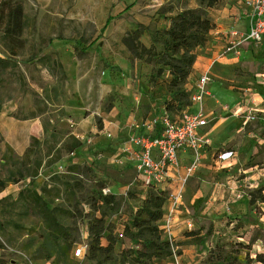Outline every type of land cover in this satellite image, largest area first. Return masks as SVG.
<instances>
[{"label":"rangeland","instance_id":"374dc122","mask_svg":"<svg viewBox=\"0 0 264 264\" xmlns=\"http://www.w3.org/2000/svg\"><path fill=\"white\" fill-rule=\"evenodd\" d=\"M131 1L0 0V59L5 61L0 71V110L14 108L12 115L15 118L37 119L44 131L42 139L31 144L28 158L9 153L7 163L0 167V178L6 182L2 191L5 195L0 194V264H50L34 258L35 247L45 233L38 213L20 197L23 192L36 190L41 196L47 195L51 207L61 210V223L74 224L78 229L77 246L87 245L88 237L83 238L84 227L88 223V216L95 210L93 202L99 194L103 195L99 188L101 182L111 193V186H120L114 192L117 210H107L108 216L119 223H126L135 214L146 194L139 182L134 181L135 172L125 171L124 168L114 170L104 159L96 162L93 171H87L83 165L90 161L75 163L67 158L68 148L73 144L71 138L82 140L75 136V129L89 117L88 113L76 116L67 110L78 106V98L85 100L89 96V88L96 74L101 75V70L107 69L92 67L94 62L83 59L88 54L81 47L96 49L105 29L113 21L110 15L114 13V7H127ZM146 1L135 0L133 5L137 7V14L149 12V16L151 10L157 13L170 8L176 12L196 8V0H157L155 4L162 5L146 11L142 10ZM231 1L219 0L208 11L210 19L213 21V16L220 14L223 8L230 7ZM18 6L22 13L21 30L17 34L12 31L13 34L5 37L7 25L11 28L14 23L8 18V12ZM59 42L74 45V55L83 63L79 68L82 78L77 76V80H71L67 76L54 46ZM250 51L253 50L250 48L248 53L242 55L235 67H227L224 72L216 74L212 92L220 106L227 108L225 112H230L233 107L236 110L240 108V111L235 110L240 116L246 108L264 106V78L256 79V75L264 74V50ZM225 115L222 113L219 117L226 120L228 117ZM243 115L253 119L249 122L246 119L248 124L243 126L240 133L242 151H239L240 161L232 173L238 179L246 177L242 174V168L258 166L257 169H264V143L258 145L264 142V131L253 133V140L244 138L249 131L254 132V128L259 127L261 114L252 111L251 115L248 112ZM94 122L98 125L100 121L95 118ZM227 128L228 125L224 123L219 132H225ZM95 152L91 148L88 157L92 158ZM26 170L28 174L19 176L21 171ZM28 178L31 183H27ZM258 188L242 186L239 196L233 199L234 205L229 203L227 209L215 210L214 223L204 221L203 232L211 230L212 235L203 246L197 247L203 248L199 250L205 253L197 254L193 260H182L179 256L183 253L176 248L180 255H174L167 264H202L216 244L225 248L226 253H232L239 263L255 264L256 254H264V203L253 206L249 203L250 194ZM204 193L200 206L207 205L211 197V191L206 189ZM94 214L100 216L98 210ZM191 219L197 222L196 218ZM77 246L70 252L69 259L60 264H88L84 259H73V250Z\"/></svg>","mask_w":264,"mask_h":264},{"label":"crops","instance_id":"0c3cea01","mask_svg":"<svg viewBox=\"0 0 264 264\" xmlns=\"http://www.w3.org/2000/svg\"><path fill=\"white\" fill-rule=\"evenodd\" d=\"M134 2L135 0H132L124 8L121 5L114 7V13L110 15L113 21L105 29L106 31L104 30V36L96 49L88 46L81 47V50L88 54L83 59L88 58V61L94 62L91 64L92 67L100 69L106 67L107 69L101 70V75L96 74L95 81L89 88L91 91L89 96L85 100L81 97L78 98L76 102L78 106L72 108L73 110H67L68 113H73L76 116H81L83 113L89 114V117L80 122L75 129V136L82 138L83 142H90L87 147L84 146L83 154L73 160L75 163H80L82 160L90 161L88 151L91 148L93 151L102 153L103 159L110 163L117 148L130 135L133 122L159 116L163 113V100L167 95L168 75L151 82L152 67L143 60L133 59L122 40L127 34L134 31L138 24L148 26L149 30L143 31L138 41L144 47L149 48L153 44V31L167 28L169 25L168 18L176 11L167 9L165 13L152 12L151 9L161 6L162 3L156 5L157 0H147L142 10H151L150 13L152 14L148 16L147 13L149 12H147L145 14L139 13V15L137 14L138 10L136 11L137 7L133 5ZM231 3L230 7L223 8L220 14L213 16L215 27L209 33L207 43L198 49L196 60L185 86L187 90L193 93L198 79L206 73L209 76L208 90L210 96L203 100L208 124L200 133L210 140V145L204 149L200 167L192 174L184 188L181 208H177L175 216L168 226L165 223V213L159 222L160 228L164 232V238L177 243H184L188 240L185 233L190 231V228L192 230L201 229L200 232L203 234L204 221H208L209 224L214 223L217 210L227 209L229 203L234 205L233 199L239 196L242 186H248V189L264 188V169H257L258 166L242 168V174L246 176L243 179H238L232 174L240 161L238 155H241L240 152L242 151L240 133L243 126L249 122H245L247 118L242 117V115L246 112L251 115L252 111L261 114L259 127H255L254 132L249 131L244 137L253 140V133L257 134L260 130L264 131V106L257 109L246 108L239 116V112H235L240 111V108L236 110L233 107L230 112H225L212 92L216 74L224 72L227 67H235L240 62L242 55L248 53L250 48L253 50L250 53L264 50V44L245 43L241 48L240 59L231 55L221 56L227 40L226 34L230 30H237L241 33L248 30V20L245 16L242 0H232ZM54 46L59 53L61 65L64 67L67 76L71 80H77V76L82 78L79 68L83 63L76 59L74 45L70 42H59ZM77 73L79 74L77 75ZM260 75L262 74L256 75L257 81L261 79ZM256 102L257 100L254 103ZM195 109L196 107L193 106L194 111ZM13 111L14 108L10 107L0 110V164L4 162L2 158L7 149L14 155L21 157L29 147L32 138L40 141L44 135L39 120L17 119L12 115ZM222 113L227 114L225 115L228 117L226 120L219 117ZM76 118L77 120L80 119V117ZM95 118L100 121L98 125L94 122ZM224 123L228 125L227 130L219 132ZM261 143L264 142H259L258 145ZM225 151H231L233 153L232 158L223 163L216 162L215 156ZM190 160L189 153L179 155V166L170 171V178L164 186L166 191L177 186V180L183 174V170ZM124 170L135 172L132 167H126ZM119 187L118 184H115L110 188L114 193L119 190ZM206 189L211 191V197L207 201V205L200 206L201 198ZM4 193L0 194L3 195ZM167 207L166 204L165 212ZM191 218H196L197 222ZM111 222L117 224L119 221L113 218ZM85 231L86 228L84 227L85 237L83 236V238L87 237ZM178 249L183 253L179 256L182 260H193L197 254L205 253L199 250L203 248L198 249L197 246L182 245ZM171 259L159 264H167Z\"/></svg>","mask_w":264,"mask_h":264},{"label":"trees","instance_id":"16d2710c","mask_svg":"<svg viewBox=\"0 0 264 264\" xmlns=\"http://www.w3.org/2000/svg\"><path fill=\"white\" fill-rule=\"evenodd\" d=\"M218 1L196 0V8H186L172 14L168 18L167 28L153 31V44L149 48L144 47L138 41L142 32L149 30L148 26L138 24L137 28L122 40L133 59L143 60L152 67L151 82L168 75L163 112L174 122H177L182 114L194 112L191 101L192 92L185 86L196 60L198 49L207 43L209 33L215 27L214 22L208 16V11L213 9ZM168 10L170 11L172 8ZM160 13H165V10H161ZM21 15L20 6L9 10L8 18L14 23L11 28L7 25L4 31L5 37L13 34L12 31L16 34L20 32ZM4 64L5 61L0 59V71ZM37 141L39 140L34 138L30 140V145L23 154L24 158H28L31 144ZM71 141L73 144L68 148V154L76 152L78 156L81 155L84 151V144L75 138H71ZM9 153L12 152L7 149L2 158L4 162L0 164V167L7 163ZM95 164L96 161L85 162L83 168L93 171ZM25 174H28L27 170L21 171L19 176ZM105 185L104 182H101L99 185L101 191L106 188ZM5 187L6 182L0 178V193ZM144 189L146 194L140 206L126 223L113 224L111 217L108 216L107 210L116 211L118 206L113 192L108 195L99 194L95 199L93 202L95 210L88 216V223L85 226L88 239L83 259L88 264H159L171 259L174 255H180V251L176 248L178 249L182 245L203 246L211 237V230L201 234V229H197L185 233L188 240L184 243L165 239L159 222L164 217L167 193L155 185H149ZM20 197L24 198L26 204L38 213L44 227L45 235L35 247V260H43L50 264L67 261L70 252L75 245L77 246L78 229L74 224L61 223V210L51 207V201L48 200L47 195L41 196L36 190H28L23 192ZM249 203L251 206L256 203H264V188H258L252 192ZM96 210L100 212V216H95ZM73 259L76 260L74 257ZM253 263L264 264V254H256ZM202 264L241 263L232 253H226L225 248L216 244Z\"/></svg>","mask_w":264,"mask_h":264},{"label":"built area","instance_id":"2783aa9c","mask_svg":"<svg viewBox=\"0 0 264 264\" xmlns=\"http://www.w3.org/2000/svg\"><path fill=\"white\" fill-rule=\"evenodd\" d=\"M242 6L248 20V30L243 33L230 30L226 34V44L221 53L223 57L231 55L240 59L243 44H264V0H242ZM260 78H264V74L260 75ZM209 82L207 73L198 79L191 95L196 109L191 114H182L177 122L172 121L165 112L161 116L133 122L130 135L120 144L110 161L116 169L132 167L136 174L134 181L139 182L143 188L155 185L167 193L166 226L172 220L174 211L182 204L184 188L192 174L200 167L204 149L210 145V140L200 133L208 124L203 100L210 96ZM252 119L253 117H247V121ZM81 142L86 147L90 144L89 141ZM181 153H189L191 160L178 178L177 186L166 191L164 186L170 178V171L178 168ZM77 154L70 153L67 158L74 160L78 157ZM232 156L231 151H225L218 153L215 159L216 162L223 163ZM103 158L102 153L95 152L90 162ZM29 182L28 178L27 183ZM102 193L108 195L111 191L104 188ZM86 249V245H78L73 251V257L83 259Z\"/></svg>","mask_w":264,"mask_h":264}]
</instances>
